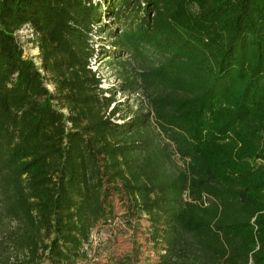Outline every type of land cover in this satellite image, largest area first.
Instances as JSON below:
<instances>
[{
	"label": "trees",
	"instance_id": "trees-1",
	"mask_svg": "<svg viewBox=\"0 0 264 264\" xmlns=\"http://www.w3.org/2000/svg\"><path fill=\"white\" fill-rule=\"evenodd\" d=\"M98 54L152 61L146 109ZM118 218L105 264H264V0H0V264H86Z\"/></svg>",
	"mask_w": 264,
	"mask_h": 264
},
{
	"label": "rangeland",
	"instance_id": "rangeland-1",
	"mask_svg": "<svg viewBox=\"0 0 264 264\" xmlns=\"http://www.w3.org/2000/svg\"><path fill=\"white\" fill-rule=\"evenodd\" d=\"M16 38L22 46L24 55L27 57H34V54L37 53L33 41L35 35L32 34L30 27L27 25L23 26L21 30L16 33ZM93 39L98 42V45L102 44L103 48L110 47L107 38L100 40L94 36ZM98 49H101V46H99ZM106 58H104L103 55L98 54L91 60V67L101 76L102 88H107L109 89V92L113 93L115 101L119 104V108H121L120 114H124L126 110H134L140 105L146 109V99L141 92L134 93L131 91H123L121 86L122 78L120 75L124 71L129 75H134L136 71L139 72L142 70L141 68L143 65L152 61L148 60V58L137 56L131 59L130 63L127 62L124 67H121L117 64L113 65V63L104 61ZM110 60L112 59H109L108 61ZM113 61L114 59L110 62ZM173 157L178 164L182 165V160L176 155H173ZM126 229V224L118 218L111 227L93 230L91 234V243L88 246L89 255L93 257V260L86 262V264H105L107 256H111V254H121L123 251L129 249L131 247V238L129 237L130 231L126 233ZM142 232L143 230L138 227V233L134 239L143 241Z\"/></svg>",
	"mask_w": 264,
	"mask_h": 264
},
{
	"label": "built area",
	"instance_id": "built-area-1",
	"mask_svg": "<svg viewBox=\"0 0 264 264\" xmlns=\"http://www.w3.org/2000/svg\"><path fill=\"white\" fill-rule=\"evenodd\" d=\"M24 26H25V25H24ZM27 26H28V25H27ZM20 30H21V29H20ZM20 30H19V31H20ZM19 31H18V32H19Z\"/></svg>",
	"mask_w": 264,
	"mask_h": 264
}]
</instances>
